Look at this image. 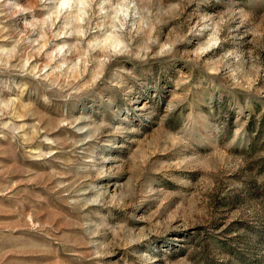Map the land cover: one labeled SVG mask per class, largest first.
<instances>
[{
    "label": "rangeland",
    "instance_id": "374dc122",
    "mask_svg": "<svg viewBox=\"0 0 264 264\" xmlns=\"http://www.w3.org/2000/svg\"><path fill=\"white\" fill-rule=\"evenodd\" d=\"M0 264H264V0H0Z\"/></svg>",
    "mask_w": 264,
    "mask_h": 264
}]
</instances>
